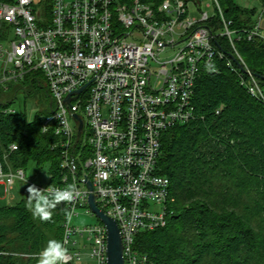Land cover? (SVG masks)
Here are the masks:
<instances>
[{
    "label": "built area",
    "instance_id": "obj_1",
    "mask_svg": "<svg viewBox=\"0 0 264 264\" xmlns=\"http://www.w3.org/2000/svg\"><path fill=\"white\" fill-rule=\"evenodd\" d=\"M193 1L198 17L190 13V0H162L156 6L144 0H0V22L8 25L0 39V88L36 73L50 97L40 130L54 136L49 149L58 153V175L48 171L46 185L36 186L75 185L80 193L62 202L65 264L80 261L84 251L93 259L87 264H106V228L88 205L90 193L117 223L123 264H148L134 248L135 234L166 226L176 200L170 180L159 172L162 133L196 119V80L210 73L206 64L225 55L215 38L228 40L247 75L240 84L264 101L257 77L234 46L242 29L232 27L218 0L206 4L212 14L201 10L200 0ZM215 13L221 26L211 32L206 24ZM259 18L242 30L248 40L264 38ZM173 49L170 56L158 55ZM13 112L4 107L0 116ZM74 114L82 123L79 135ZM16 149V143L9 144L0 161V191L7 196L16 184H31L24 168L8 164ZM77 209L96 222L74 224ZM7 254L0 249V255Z\"/></svg>",
    "mask_w": 264,
    "mask_h": 264
},
{
    "label": "trees",
    "instance_id": "obj_2",
    "mask_svg": "<svg viewBox=\"0 0 264 264\" xmlns=\"http://www.w3.org/2000/svg\"><path fill=\"white\" fill-rule=\"evenodd\" d=\"M144 1L156 6L162 0ZM218 2L233 28L250 29L255 24V7L237 0ZM206 25L216 32L219 15L215 13ZM6 30L8 25L0 22V39ZM242 30L235 49L264 95L260 78L264 38L248 40ZM215 40L225 55L215 61L217 71L202 73L196 80L192 100L196 119L162 133L159 172L170 180L176 200L166 226L135 234L134 248L147 256L148 264H264V101L240 84L247 75L235 60L227 65L233 53L228 40ZM32 75L36 77L10 83L11 95L23 88L28 96L34 86H43L40 75ZM12 101L13 97L0 102V109L12 107ZM49 109H40L31 118L24 110L0 116L1 162L9 144L16 143L17 149L7 156L11 167L27 171L32 162L39 171L49 161V171L58 175V153L49 149L54 136L40 130V119ZM27 199L0 206V249L10 252L0 255V264H14L19 254L35 255L49 240L61 241L66 212L62 203L50 221L42 222L32 217Z\"/></svg>",
    "mask_w": 264,
    "mask_h": 264
},
{
    "label": "rangeland",
    "instance_id": "obj_3",
    "mask_svg": "<svg viewBox=\"0 0 264 264\" xmlns=\"http://www.w3.org/2000/svg\"><path fill=\"white\" fill-rule=\"evenodd\" d=\"M202 2L201 10L207 11L209 14H212V6H207L206 4H211V0H200ZM237 2L246 7H255L256 8V14L254 16V19L257 20L258 17H260V35L264 37V4L262 0H237ZM188 7L190 10V13L193 16L198 17L199 11L195 8V4L193 0H190L188 3ZM214 9V8H213ZM174 49L170 51H163L160 52L158 55L161 58H164L165 56H170L174 53ZM40 84L43 86H34L33 91L30 93V95L26 96L24 89L20 90H14L13 92L17 91L16 94L13 96L11 95V90L9 89H2V93L0 95V102L4 103L6 100H9L11 97H13L12 101V107L15 108V110H24L27 112L28 117L31 118L33 114L40 110L44 109L45 107H49L50 97L48 93L46 92L45 86L43 82L40 80ZM34 164L31 162L29 163V168L26 171V176L30 179L31 184L28 185H41L45 186L48 180V171L50 167V162H46L45 166L39 170L35 171L33 169ZM27 186H23L20 184H16L13 189L10 191L9 196L3 191V188H1L0 191V206L3 205H11L18 202L21 198H28V193L26 191ZM78 214L76 216H73L72 222L78 226H84L86 224H93L96 222V218L91 215L90 213L84 211V209H77L76 210ZM89 258V262L93 263V259Z\"/></svg>",
    "mask_w": 264,
    "mask_h": 264
},
{
    "label": "clouds",
    "instance_id": "obj_4",
    "mask_svg": "<svg viewBox=\"0 0 264 264\" xmlns=\"http://www.w3.org/2000/svg\"><path fill=\"white\" fill-rule=\"evenodd\" d=\"M205 70L209 72L217 71L213 63L206 64ZM26 191L28 193L27 209L31 212L34 219L42 222L50 221L53 216V210L62 202L70 203L80 195L75 185L60 189L38 188L35 184H32L28 185ZM66 255L67 248L64 242L52 239L36 254L37 264H65Z\"/></svg>",
    "mask_w": 264,
    "mask_h": 264
},
{
    "label": "water",
    "instance_id": "obj_5",
    "mask_svg": "<svg viewBox=\"0 0 264 264\" xmlns=\"http://www.w3.org/2000/svg\"><path fill=\"white\" fill-rule=\"evenodd\" d=\"M229 56L233 60H235L231 54H229ZM236 64L240 67L241 70H244L238 62H236ZM260 78L264 80V76H260ZM84 87L85 85L76 90V92L81 91ZM65 100H69V96H67ZM74 118L79 120V117L76 114H74ZM81 126L82 123L81 120H79L78 135L80 133ZM87 186L90 190L92 189V185L89 181H87ZM88 205L92 212L105 225L106 228V264H123V245L116 221L98 208L95 202L94 195L92 193L88 195Z\"/></svg>",
    "mask_w": 264,
    "mask_h": 264
},
{
    "label": "crops",
    "instance_id": "obj_6",
    "mask_svg": "<svg viewBox=\"0 0 264 264\" xmlns=\"http://www.w3.org/2000/svg\"><path fill=\"white\" fill-rule=\"evenodd\" d=\"M88 260H89L88 254L86 253V251H84L83 258L80 261L73 262L71 264H87L89 263ZM14 264H37L36 254L35 255L19 254L16 257Z\"/></svg>",
    "mask_w": 264,
    "mask_h": 264
}]
</instances>
